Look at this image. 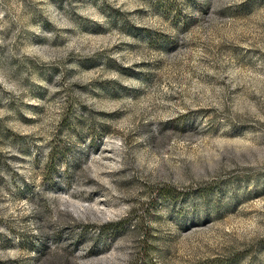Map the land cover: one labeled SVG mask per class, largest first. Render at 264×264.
Here are the masks:
<instances>
[{
  "label": "rangeland",
  "instance_id": "374dc122",
  "mask_svg": "<svg viewBox=\"0 0 264 264\" xmlns=\"http://www.w3.org/2000/svg\"><path fill=\"white\" fill-rule=\"evenodd\" d=\"M0 264H264V0H0Z\"/></svg>",
  "mask_w": 264,
  "mask_h": 264
}]
</instances>
